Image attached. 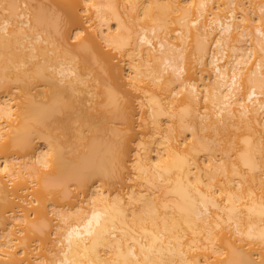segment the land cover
<instances>
[{"label": "bare ground", "instance_id": "6f19581e", "mask_svg": "<svg viewBox=\"0 0 264 264\" xmlns=\"http://www.w3.org/2000/svg\"><path fill=\"white\" fill-rule=\"evenodd\" d=\"M16 1L0 21V264H264V2ZM230 127L247 138L217 139L216 158L203 131Z\"/></svg>", "mask_w": 264, "mask_h": 264}, {"label": "rangeland", "instance_id": "374dc122", "mask_svg": "<svg viewBox=\"0 0 264 264\" xmlns=\"http://www.w3.org/2000/svg\"><path fill=\"white\" fill-rule=\"evenodd\" d=\"M18 1H19L18 3H17V1H16V4H17V6H18V11H19V12H20V11L23 12V11H25L26 9H27V10H26L27 12L33 11L34 7H37V3H38L37 0H18ZM36 1H37V2H36ZM237 1H239V0H237ZM240 1H241L242 5H243V8L246 9V8H249V7H250V5L247 4V3H248V0H246V1H245V0H240ZM240 1H239V2H240ZM259 1H260V3H261V2H264V0H259ZM259 1L255 0V3H258ZM8 2H9V0H0V21H2L3 19H8V20H10V21L12 20V17L9 16L8 11L5 10V7L7 6ZM44 2H45V1H44ZM40 4H41V3H40ZM45 4H46V6L48 7L47 10H51V9L53 10V9L55 8V7L52 6L53 8L51 7V9H49V7H50L51 5H50V4H47V2L44 3V6H45ZM48 5H49V6H48ZM244 5H245V6H244ZM47 7H45V8H47ZM223 12H225V9L223 10ZM111 23H112V22H111ZM170 26H172V25H170ZM111 27H112V28H115V24H114V22H113V24L111 25ZM172 27H173V26H172ZM70 32H71V33H70ZM70 32H68V34H71V35H69V36H72L73 31H70ZM43 34H44V33H42V36H44ZM71 40H72V39H71ZM68 42H70V43L72 42V43H73L74 41H70V40H69ZM70 43H68V46H69ZM72 43H71L72 46L75 45V42H74L73 44H72ZM190 43L192 44L193 42H190ZM41 44H43V43H41ZM46 44H47V43H45L44 45H46ZM47 45H48V44H47ZM72 46H70V47H72ZM190 46H191V45H190ZM190 46H189V48L187 49V51H189ZM192 46H194V44H192ZM67 48H68V47H67ZM72 48H74V47H72ZM72 48H71V50H72ZM191 48H192V47H191ZM104 49H105V47H104ZM190 50L192 51L193 49H190ZM191 51H190V52H191ZM228 53H229V52H228ZM51 54H52V53H51ZM116 60L119 62V66L123 67V68H122V74L125 75V76L127 77L129 71H128L127 66H125V62H123V59L121 60V59H118V58H112V61H113L114 63H118ZM190 60L193 61V60H195V58L193 59V57H191ZM121 62H122V63H121ZM121 64H122V65H121ZM194 66H195V67H194ZM201 67H202V66H201ZM94 68H97V66L94 67ZM193 68H194V69H193ZM205 68H206V67H205ZM203 69H204V66H203ZM200 70H202V69H201L200 67H197L195 61L192 62V71H193V73H195L194 76H197L196 78L201 77V76H199V75H202L203 72H206V70L208 71V69L206 68V70L203 71L202 74H201ZM97 71H98V70H97ZM100 71H101V70H100ZM100 71H98V72H100ZM127 71H128V72H127ZM94 72L96 73L95 70H94ZM208 72H209V71H208ZM95 73H94V74H95ZM101 73H103V74H101ZM101 73H99L98 75H100V74H101L102 76L105 75V73H104L103 71H102ZM90 75H93V73H91ZM94 76H95V75H93V78H94V79H92L90 76H88V77L91 78V81H90V78L87 77V79L89 80L90 84H91V82H92V83H93V82H94V83L97 82V81L95 80V79H96V78H95L96 76H95V77H94ZM102 76H101V77H102ZM106 76H107V75H106ZM125 76H124V77H125ZM202 76H208V73L206 72V73H204V75H202ZM102 78H103V77H102ZM105 78H106V77H105ZM106 79H107V81L109 80V78H106ZM124 79H125V81H127V78H124ZM110 80H111V79H110ZM110 80H109V81H110ZM114 80H115V79H114ZM115 81H116V82H115ZM115 81H112V82H111L112 84L109 83V82L105 83L106 85H108V86H107L108 88H106L104 85H103V87L106 88V89H108V90L111 89V90H113V92L115 93L116 91L114 90V87H115L114 84H116L117 81L120 82V80H117V79H116ZM202 81H203V79H202ZM207 81H208V80H207ZM105 82H106V81H105ZM204 82H206V77H205ZM94 83H93V84H94ZM98 83H100V81H98L97 84H98ZM125 83H126V82H125ZM206 83H209V81L206 82ZM94 85H95V84H94ZM96 86H97V87H96ZM96 86H95V87H96V89H95V95H96V96H94L95 98L93 97V98H94V101L92 102L93 104L91 103V105H92L91 107H92L93 109L95 108V107H93V106H95V101L98 102L100 98H101V100L103 99L102 97H100V96H102V95H100V94H99V95L96 94V93H99L100 91L102 92V88H103L102 85H101L100 87H99V85H96ZM109 86H110L111 88H109ZM116 86H117V84H116ZM32 88H34V89H32V90L30 91V94H34L36 91H39V90L42 89L43 87H42V86H39V85H37V84H34V85L32 86ZM115 88H116V87H115ZM99 89H100V90H99ZM124 89H125V90H124V94H122V93H123V92H122L123 90L121 91V94L124 95L125 100H129V101L131 102V107H132V109H133L132 112H133V113L135 114V116H136V117L134 116L135 118L133 117V120H134V119H135V120H134V124H132V126H133L132 131H133V132H138V133H136L137 136H135V137H137V138L134 137V139H138V137H140V130H141V127H140L139 125H140V122H142V121L140 120V118H142V115H143L142 112H143V111H142V109H140V107H139V105H138V103H137L138 101L136 100V101H137V102H136V101L134 100L135 97L132 96V95L134 94V91L132 92V88L129 87L128 85H126ZM111 90H110V91H111ZM0 92H1V91H0ZM8 92H11V93L13 94V97L16 96L17 99H18V101L20 100V101H22V102H25V99H23V98L20 97V92H19L18 90H14V89H13V90H8ZM125 93H126L127 95H126ZM115 94L118 95L117 92H116ZM1 95H3V94L0 93V96H1ZM119 95H120V93H119ZM122 95H121V96H122ZM127 96H128V97H127ZM18 97H20V98H18ZM118 97H120V96H118ZM120 98H121V97H120ZM130 99H131L132 101L135 102V103L133 102V105H132V101H131ZM119 101H121V99H120ZM122 101H123V99H122ZM125 102H126V101H124V103H125ZM89 104H90V103H88L87 105H89ZM136 104H137V105H136ZM120 105H121V103H120ZM89 106H90V105H89ZM89 106H87V107H89ZM97 106H98V104H96V108H97ZM133 106H134V107H133ZM91 107H90V108H91ZM138 107H139V108H138ZM96 108H95V109H96ZM142 108H143V107H142ZM144 108H145V107H144ZM88 109H89V108H88ZM93 109H89V110H90L89 112L91 113V110H93ZM95 109H94V110H95ZM97 109H98V108H97ZM99 109H100V108H99ZM143 110H144V109H143ZM97 111H98V110H97ZM139 111H140V112H139ZM92 112H93V111H92ZM98 112H99V111H98ZM138 112H139V113H138ZM95 113H96V112L94 111L93 114H95ZM140 113H142L141 116H139ZM97 114H98V113H97ZM138 117H140V118H138ZM139 120H140V121H139ZM113 122L115 123V121H113ZM113 122L110 123V121H109V122L107 123V126L109 125L107 128H110V129H111V128H115V127L118 128V127H119L121 130L124 129V128H123L124 126H123L122 123L120 124V122H118V123H119V124H118V123L116 122V123L114 124ZM111 126H113V127H111ZM117 126H118V127H117ZM240 126H241V125H240ZM236 127H237V126H236ZM122 128H123V129H122ZM230 128H231V127H230ZM237 128H238V127H237ZM239 128H240V127H239ZM239 128H238V129H239ZM226 129H227V128H226ZM231 129H233V130H231ZM231 129H230V131H228L229 128H228L226 131H224V130H222L221 132L218 131V132H220V133L218 134V132H217L218 135L215 134L216 137L214 136V133H212V134H213V135L211 134V137H212V138L209 137V138H210L209 140L207 139L208 136H209V134L211 133V132H210V133L208 134L209 130H207L208 132H207V134H205V135H203V134L206 132V130L203 131V134H202V132H200V134H199V133H198V134H199V136H201V134H202V137H203V136H207V137H205L206 139H204V137H203V138L200 137V138H201L202 140L204 139V141H205L204 145L208 144V146H209V144H210V147H214V153H215V155L217 156L216 158H219V157L221 156V153H222V155L225 156V154H223V152H224V150H226V149H224L223 151L220 150L221 148L223 149V147H221V145L219 146V144H222V143L225 142V144H223L224 147H225V145L228 144V143H226V141H227V142H231L232 140H235V141H236L237 135L240 137V135H242V132H243V133H244L243 135L245 136V133L247 132V131L245 132V130L243 129V127H242V129H243L244 131L241 130V129H240V130H236V129L233 128V127H232ZM245 129H246V128H245ZM134 130H135V131H134ZM246 130H247V129H246ZM109 131H110V130L108 129V131L105 133V135H106L105 137H108V138L110 137V138H111V136H110L109 133H108ZM188 131H190V130H188ZM223 131H224V132H223ZM133 132H132V133H133ZM234 132H238V133H234ZM248 132H249V131H248ZM132 133H131V134H132ZM187 133H189V132H187ZM187 133L183 136V138H184L185 136H187ZM240 133H241V134H240ZM111 134H112V133H111ZM247 134H248V133H247ZM247 134H246V135H247ZM133 135H135V134H133ZM188 135H189V134H188ZM180 137H181V138H178L179 140H178V142L176 143V145L179 146V148H185L184 145L186 144V142H185L184 144H180L181 139H182V136H180ZM187 137H188V136H187ZM187 137H186V138H187ZM239 137H238V138H239ZM241 137H242V136H241ZM241 137H240V138H241ZM242 138H244V137H242ZM246 138H247V137L245 136L244 139H246ZM211 139H212V140H211ZM217 139L221 140L222 143H221V142L219 143V142H218L219 140H217ZM244 139H243V140H244ZM206 140H207L209 143H208V142L206 143ZM214 140H216V141L214 142ZM238 140H240V139H238ZM187 142H188V141H187ZM202 142H203V141H202ZM237 142H239V141H237ZM213 143H214V144H213ZM216 143H217V144H216ZM231 143H232V142H231ZM240 143H242V139L240 140ZM211 144H212L213 146H212ZM236 144L238 145V143H236V142H235V144H232V145L230 144V145H231V147H232V146H233V147H234V146L238 147V146L241 145V144H240V145L237 146ZM180 145H181V146H180ZM215 145H216V146H215ZM132 146H133V147H132V150H133L134 147H135V145L133 144ZM227 147H229V146L227 145ZM225 148H226V147H225ZM234 148H235V147H234ZM132 150H131V152H130V155H131V156H133V153H134ZM227 152H228V151L226 150V153H227ZM197 153H198V157H199V158H200V157L203 158V156L205 155V153H204L203 151H201V152L198 151ZM197 153H196V154H197ZM199 154H200V155H199ZM203 154H204V155H203ZM227 154H229V153H227ZM227 154H226V156H227ZM131 156H129V159L132 158ZM200 159H201V158H200ZM129 168H131V167H129ZM127 171H128V172L125 173L126 175H124V176H126V177H127V175H129L128 173H131V169H130V172H129V169H128ZM258 173H260V172H258ZM127 183H129L128 180H127ZM127 183H126V184H127ZM19 235H20V234H19Z\"/></svg>", "mask_w": 264, "mask_h": 264}]
</instances>
